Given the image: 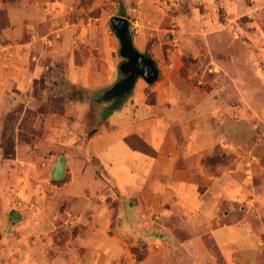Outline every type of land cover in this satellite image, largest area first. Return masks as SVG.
I'll use <instances>...</instances> for the list:
<instances>
[{"label": "crops", "instance_id": "0c3cea01", "mask_svg": "<svg viewBox=\"0 0 264 264\" xmlns=\"http://www.w3.org/2000/svg\"><path fill=\"white\" fill-rule=\"evenodd\" d=\"M238 1L225 0L224 7L238 8ZM1 4H4L9 26L1 32L4 40L0 41V92L15 87L21 97L38 72L37 65H27L28 54L35 52L33 59L43 54L42 43L52 44L48 36L54 33L70 36L72 29L61 24L66 22L64 19L71 7L68 0L7 1L0 2V7ZM18 7L28 11L21 17L14 10L12 19L10 10ZM238 10L234 15H238ZM59 12L65 18L54 27L53 20ZM233 20L234 17L228 19V23ZM130 36L133 46L145 54L142 45H137L136 38ZM63 47L64 44L60 45V49ZM122 61L121 58L120 63ZM168 80L156 82L155 104L145 103L144 97L142 103L160 106L166 111L171 108L172 94H178L180 99L188 97V101L184 103L183 117L169 113L172 123L159 142L155 144L151 136L147 137L143 127L134 132H115V140L107 142L103 150L87 152L96 158L98 167L103 166L100 156L107 161L113 175L106 172L104 176L94 175L95 163L81 159L78 162L81 173L65 184L66 191L56 193L57 200L54 193L43 188H29L11 197L18 202L21 200L20 208L12 209L20 220L6 228L10 237H0V264H145L146 259L136 261L132 248L142 235L152 234L154 230L158 238L164 234L163 239L171 241L172 246L185 249V264H264V151H260V147L264 148V139L259 138L264 135V111L260 102L251 106V113L242 111L231 118L225 105L221 104L223 110L219 102L208 100L209 105L204 108L198 101L201 95L193 96L194 88L185 89L181 85L180 89ZM116 81L89 96L108 89ZM87 87L92 90L93 84ZM1 96L0 93V100ZM127 96L118 98L116 103V100H101L95 106L98 111L100 107L106 111L102 112L104 117L97 121L96 129L88 130L85 139L77 135L74 142H80L81 150L92 143L97 134L117 131L118 118L113 117V112L122 110ZM104 103L114 105L107 110V106H100ZM128 106L132 107L129 111L137 108L131 102ZM186 115L206 122L204 131L208 143L205 147L188 141L190 137L195 138L197 124L184 121ZM103 120V124H107L101 131L98 126ZM91 130L94 133L89 136ZM131 134L143 140L154 154L132 149L125 142ZM255 136L259 138L257 141H254ZM112 145L120 153L114 163L105 153ZM82 154L85 153L82 151ZM2 160L8 159L1 156L0 162ZM2 199L5 198L0 193ZM12 210L8 212V220ZM60 210L63 211L60 213ZM56 214L64 224L67 223L64 214L74 217L71 227L75 232L64 242L66 250H58L60 244L55 240ZM150 235L144 237L143 243ZM40 236L46 238L41 240ZM177 258L174 253L163 264H178Z\"/></svg>", "mask_w": 264, "mask_h": 264}, {"label": "rangeland", "instance_id": "374dc122", "mask_svg": "<svg viewBox=\"0 0 264 264\" xmlns=\"http://www.w3.org/2000/svg\"><path fill=\"white\" fill-rule=\"evenodd\" d=\"M7 1L15 3L18 0H0L2 3ZM68 2L71 7L68 17L64 19L65 15L59 12L53 23L55 27L64 19L66 22L61 25L72 29L70 36H56L54 33L48 36L52 44L47 41L42 43L43 54L36 55L38 58L35 59L32 58L35 52L28 54L27 65H37L38 72L31 79L29 90L21 97L15 87L1 89L0 92V157L2 141L10 138L14 144V155L0 162V193L5 198L0 200L1 238L5 235L10 237L6 228H10L12 219L7 217L10 210L20 208L21 200L11 199L18 192L43 188L48 193H54L57 200L56 193L66 191L65 184L81 173L78 163L81 159L89 164L95 163L94 175L104 176L105 172L113 175L114 171L107 161L100 156L103 166L98 167L96 158L87 152L103 150L107 142L110 144L115 140V132H134L143 127L147 137L151 136L155 144L159 142L172 123L169 113L183 117L188 97L180 99L178 94L170 95L171 108L166 111L160 106H149L155 104L158 98L154 89L156 82L169 78L168 82H174L180 89L181 85L185 89L194 88L196 93L193 96L197 93L198 97L201 95L198 101L204 108L209 105L208 100L219 102L220 108L223 109L221 104L226 106L231 118L238 112L251 113V106L258 102L264 111V0H239L238 8L224 7L225 0ZM14 10L21 17L28 11L20 7L11 9L12 19ZM237 10L239 13L236 16L234 13ZM114 16L128 20L130 34L157 66L159 75L151 84L136 79L122 110L113 112V117L118 118L117 131H110L108 135L97 134L96 139L81 150L83 146L79 145L80 142H74L77 135L85 139L88 130L96 129L97 121L104 117L102 112L106 110L100 106H107L110 110L114 105L101 104L98 111L86 96L110 86L119 77V42L110 25V18ZM232 17L235 20L229 24L228 19ZM7 28L0 31L1 42L4 40L1 32ZM87 84H93V89ZM143 97L149 105L142 103ZM129 102L137 106L135 111H129L132 108L128 106ZM104 120L98 126L101 131L106 129ZM184 121H189L190 125L197 124L194 137L198 140L190 137L188 141H194L197 147H205L208 143L204 131L206 122L197 121L193 116ZM259 138L264 139V135ZM259 138L255 136L254 141ZM128 143L135 144L133 141ZM260 151L264 148L260 147ZM105 153L113 163L119 158L116 146H110ZM59 156L67 159L66 173L60 181L53 182L49 172ZM51 215H54L53 211ZM64 216L67 225L59 214L54 219L57 226L55 240L60 244L58 250H66L63 244L75 232L71 227L74 217ZM19 220L20 217L15 222ZM156 233L154 230L152 234L142 235L139 243L132 248L136 261L146 259L145 264H163L175 253L178 264H185V249L172 246L171 241L158 238ZM147 235H150L149 239L143 243ZM40 238L44 240L46 237ZM51 256L53 258L54 254Z\"/></svg>", "mask_w": 264, "mask_h": 264}, {"label": "water", "instance_id": "95a60500", "mask_svg": "<svg viewBox=\"0 0 264 264\" xmlns=\"http://www.w3.org/2000/svg\"><path fill=\"white\" fill-rule=\"evenodd\" d=\"M110 25L119 42L118 55L123 59L118 65L120 77L108 89L87 96V99L90 100L94 106L98 105L101 100L107 102L126 97L129 95L138 77H141L147 84L153 83L158 77V68L154 65L153 61L133 46L131 36L128 35V20L121 16H114L110 18ZM66 163L67 159L65 156H59L57 158L49 172V176L53 181L58 182L64 177L66 173ZM9 216L12 222L17 219L14 210L9 213ZM164 237V234L159 235V238Z\"/></svg>", "mask_w": 264, "mask_h": 264}, {"label": "trees", "instance_id": "16d2710c", "mask_svg": "<svg viewBox=\"0 0 264 264\" xmlns=\"http://www.w3.org/2000/svg\"><path fill=\"white\" fill-rule=\"evenodd\" d=\"M9 26L8 16L6 13V10L4 8L0 7V31L4 28H7ZM113 30V29H112ZM114 31V30H113ZM148 56V55H147ZM149 57V56H148ZM94 133V130L89 131L88 135H92ZM133 141L135 144H129L128 142ZM125 142L135 150L142 151L144 153H148L153 155L154 151L138 136L135 134H131L125 138ZM1 149H2V157L4 159L11 158L14 155V144L10 138H7L6 140L2 141L1 143ZM144 149V150H143ZM56 182V181H53Z\"/></svg>", "mask_w": 264, "mask_h": 264}, {"label": "flooded vegetation", "instance_id": "af4514ba", "mask_svg": "<svg viewBox=\"0 0 264 264\" xmlns=\"http://www.w3.org/2000/svg\"><path fill=\"white\" fill-rule=\"evenodd\" d=\"M128 35H130V31H128ZM140 78H141V77H138L137 80L140 79ZM141 79H142V78H141ZM118 101H119V99H117V100L115 101V103L118 102Z\"/></svg>", "mask_w": 264, "mask_h": 264}]
</instances>
